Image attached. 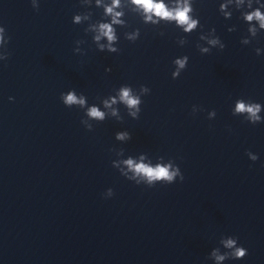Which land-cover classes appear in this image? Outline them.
Returning <instances> with one entry per match:
<instances>
[{
  "label": "water",
  "instance_id": "95a60500",
  "mask_svg": "<svg viewBox=\"0 0 264 264\" xmlns=\"http://www.w3.org/2000/svg\"><path fill=\"white\" fill-rule=\"evenodd\" d=\"M128 162L97 0H0V264H161Z\"/></svg>",
  "mask_w": 264,
  "mask_h": 264
},
{
  "label": "clouds",
  "instance_id": "9594fccd",
  "mask_svg": "<svg viewBox=\"0 0 264 264\" xmlns=\"http://www.w3.org/2000/svg\"><path fill=\"white\" fill-rule=\"evenodd\" d=\"M135 3L143 6L146 12L154 13L155 15L160 16L162 18H174L181 24L188 23L187 12L189 11V9L187 7H185L183 10L177 9L175 12V15L173 16V13L166 9L162 0H160V2H155V0H135ZM108 11H111V9H108ZM254 16L256 19L264 20V16H261L259 10H257L253 14H250L247 17V19L252 20ZM194 25H195V22H193L192 24H189V29L193 27ZM101 27L102 29L105 30L104 34L108 36L109 40L113 39V36L111 35V28L107 25H102ZM189 29H186V30H189ZM121 99L125 100L126 103H128L130 106H134L138 103L136 99L129 97V91L127 89L122 90ZM66 102L67 103L76 102V97L72 94H69L66 97ZM80 103H83V101L81 100ZM237 110L247 111L248 113H250L253 119H256V120L259 119V117L256 115V113L259 111L258 105L245 108V106L241 103V104H238ZM89 114L93 117H99V118L103 117V114L95 108L91 109ZM253 159H256V157H253ZM128 163L131 165V161H129ZM135 170L147 176L150 181L153 179H166L168 181H171L174 175L176 174V173L169 174L168 169L165 167L157 166L155 169H153L144 164L136 165ZM233 243H234L233 241H228L229 246H231ZM246 254H247L246 249H237V255L239 257H244Z\"/></svg>",
  "mask_w": 264,
  "mask_h": 264
}]
</instances>
